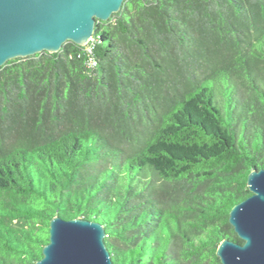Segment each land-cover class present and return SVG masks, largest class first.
<instances>
[{
    "label": "trees",
    "instance_id": "trees-1",
    "mask_svg": "<svg viewBox=\"0 0 264 264\" xmlns=\"http://www.w3.org/2000/svg\"><path fill=\"white\" fill-rule=\"evenodd\" d=\"M261 167L264 0H125L0 66V264H35L55 215L101 221L113 264H222Z\"/></svg>",
    "mask_w": 264,
    "mask_h": 264
},
{
    "label": "water",
    "instance_id": "water-1",
    "mask_svg": "<svg viewBox=\"0 0 264 264\" xmlns=\"http://www.w3.org/2000/svg\"><path fill=\"white\" fill-rule=\"evenodd\" d=\"M124 1L0 0V66L15 57L59 51L68 40L85 45L97 20L111 18ZM247 184L251 194L234 204L229 216L242 241L222 238L216 249L222 264H264V167L253 168ZM106 236L99 220L55 215L35 264H113Z\"/></svg>",
    "mask_w": 264,
    "mask_h": 264
},
{
    "label": "built area",
    "instance_id": "built-area-1",
    "mask_svg": "<svg viewBox=\"0 0 264 264\" xmlns=\"http://www.w3.org/2000/svg\"><path fill=\"white\" fill-rule=\"evenodd\" d=\"M93 38H94V37H93ZM93 38H92V39H93ZM92 39H91V40H92ZM89 41H90V40H89ZM89 41H88V42H89Z\"/></svg>",
    "mask_w": 264,
    "mask_h": 264
}]
</instances>
